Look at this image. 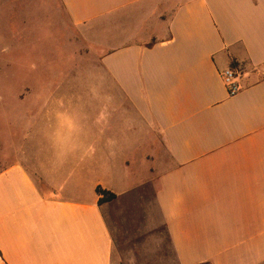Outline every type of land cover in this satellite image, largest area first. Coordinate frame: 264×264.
Instances as JSON below:
<instances>
[{"label":"crops","instance_id":"crops-1","mask_svg":"<svg viewBox=\"0 0 264 264\" xmlns=\"http://www.w3.org/2000/svg\"><path fill=\"white\" fill-rule=\"evenodd\" d=\"M59 1L107 81L86 90L84 127L47 112L20 135L0 171V264H112L96 188L141 186L176 264H264V0Z\"/></svg>","mask_w":264,"mask_h":264},{"label":"rangeland","instance_id":"rangeland-1","mask_svg":"<svg viewBox=\"0 0 264 264\" xmlns=\"http://www.w3.org/2000/svg\"><path fill=\"white\" fill-rule=\"evenodd\" d=\"M99 60L59 0H0V171L20 160V135L36 129L37 114L84 127L95 103L86 90L107 81ZM152 191L109 205L112 264H176Z\"/></svg>","mask_w":264,"mask_h":264},{"label":"built area","instance_id":"built-area-1","mask_svg":"<svg viewBox=\"0 0 264 264\" xmlns=\"http://www.w3.org/2000/svg\"><path fill=\"white\" fill-rule=\"evenodd\" d=\"M220 75L229 96H234L241 90L236 69L227 67L220 72Z\"/></svg>","mask_w":264,"mask_h":264},{"label":"trees","instance_id":"trees-1","mask_svg":"<svg viewBox=\"0 0 264 264\" xmlns=\"http://www.w3.org/2000/svg\"><path fill=\"white\" fill-rule=\"evenodd\" d=\"M232 68L236 66L235 62L231 64ZM96 193L100 196L98 204L111 203L116 200L117 196L114 193H111L107 190L102 189L101 187L96 188ZM199 264H210L209 262H203Z\"/></svg>","mask_w":264,"mask_h":264}]
</instances>
